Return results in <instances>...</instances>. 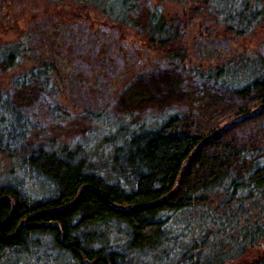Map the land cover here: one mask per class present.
<instances>
[{"label":"trees","instance_id":"1","mask_svg":"<svg viewBox=\"0 0 264 264\" xmlns=\"http://www.w3.org/2000/svg\"><path fill=\"white\" fill-rule=\"evenodd\" d=\"M70 1L101 16L35 21L0 45V63L18 69L11 90L39 86L54 101L81 94L82 114L115 142L97 159L92 144H31L30 119L0 90V154L11 173L0 174V264H264V142L225 143L171 110L131 122L108 109L127 71H204L194 72L199 81L250 104L240 118L264 110V46L231 49L264 25V0H188L182 14L161 1ZM204 11L215 33L187 46ZM123 26L140 38L135 50ZM193 51L215 63L194 66Z\"/></svg>","mask_w":264,"mask_h":264},{"label":"rangeland","instance_id":"2","mask_svg":"<svg viewBox=\"0 0 264 264\" xmlns=\"http://www.w3.org/2000/svg\"><path fill=\"white\" fill-rule=\"evenodd\" d=\"M151 1H161L166 11L171 14H182L191 4L188 0ZM96 10L93 6L70 0H0V45L19 40V36L28 31L33 22L44 18L56 16L59 20H74L80 17L86 23L88 20L93 23L101 16ZM195 18L200 19L196 21L195 26L188 28L184 37L187 46H191L201 31L205 34L211 31L215 33L214 22L205 11ZM134 22L140 23L137 20ZM123 28V31L129 34L132 32L134 38L130 37L129 41L135 50L140 46V38L132 30L125 29L124 26ZM262 46L264 25L258 27L251 35L234 38L231 43L232 50L247 53L258 52ZM201 58L195 51L192 52V64L200 69L215 63V59ZM17 70H5L4 64L0 63V90L11 92L16 106H19L30 119L29 143L46 144L65 152L79 143L83 147L92 144L93 152H97L94 155L96 159L102 156V152L104 153L109 144H114V137H104L95 130L97 127L90 123L89 118L82 114L86 103L81 94L76 92L70 96L61 94L57 101H54L51 95H44L39 86L31 85L27 89L11 90L9 76ZM194 72L204 71H161L156 72L154 76L152 71H127L125 78L121 80L122 83L116 85L113 103L108 108L112 112L110 115L118 113L120 116L124 115L126 120L136 122L148 115L159 117L171 110L182 115L187 128L200 133L214 129L225 143L236 141V144L244 146L263 143L264 110L255 107L254 114L240 118L238 112L241 107L250 104L204 80L199 81ZM113 148L108 153H113ZM208 150L209 153L214 151ZM8 164L0 154V174H11ZM100 164L102 165V162L98 163ZM14 173L19 176L17 167ZM29 186L32 187L31 184ZM133 261L139 264L142 260L134 258Z\"/></svg>","mask_w":264,"mask_h":264}]
</instances>
